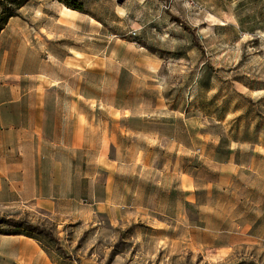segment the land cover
I'll return each mask as SVG.
<instances>
[{"label":"rangeland","instance_id":"374dc122","mask_svg":"<svg viewBox=\"0 0 264 264\" xmlns=\"http://www.w3.org/2000/svg\"><path fill=\"white\" fill-rule=\"evenodd\" d=\"M68 2L0 0V18L12 6L53 54H90L60 94L89 98L112 201L79 219L1 194L0 218L26 224L0 229L57 264H264V0Z\"/></svg>","mask_w":264,"mask_h":264},{"label":"crops","instance_id":"0c3cea01","mask_svg":"<svg viewBox=\"0 0 264 264\" xmlns=\"http://www.w3.org/2000/svg\"><path fill=\"white\" fill-rule=\"evenodd\" d=\"M28 23L18 13L0 32V196L29 197L50 214L79 219L107 213L113 185H107L105 142L103 154L90 160L96 144L95 111L80 109L89 98L74 89L69 95L60 94L65 73L73 77L80 61L87 59L83 68L89 69L93 59L89 53L81 58L53 54L41 28L33 29ZM79 152L88 158L79 160ZM100 169L106 175L99 182ZM0 264L57 262L34 236L12 227L0 229Z\"/></svg>","mask_w":264,"mask_h":264},{"label":"trees","instance_id":"16d2710c","mask_svg":"<svg viewBox=\"0 0 264 264\" xmlns=\"http://www.w3.org/2000/svg\"><path fill=\"white\" fill-rule=\"evenodd\" d=\"M65 1V3L74 8L75 10H80L81 9V6H77V7H74L72 5L69 4L68 0H63ZM7 10L4 11V17L0 18V32L2 31V29L4 28V26L6 25L8 19L12 16H15L17 15V9L16 8H13L12 6H7L6 8ZM12 225L14 226L15 228H19L20 225L22 224H26V222L24 221H21V220H15V219H6V218H0V225ZM28 226H31V225H28ZM31 227H34V226H31Z\"/></svg>","mask_w":264,"mask_h":264},{"label":"built area","instance_id":"2783aa9c","mask_svg":"<svg viewBox=\"0 0 264 264\" xmlns=\"http://www.w3.org/2000/svg\"><path fill=\"white\" fill-rule=\"evenodd\" d=\"M170 1H180L182 3H186L190 6H196L199 2V0H170Z\"/></svg>","mask_w":264,"mask_h":264}]
</instances>
